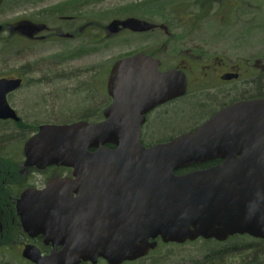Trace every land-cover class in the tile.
Returning a JSON list of instances; mask_svg holds the SVG:
<instances>
[{"label": "water", "instance_id": "1", "mask_svg": "<svg viewBox=\"0 0 264 264\" xmlns=\"http://www.w3.org/2000/svg\"><path fill=\"white\" fill-rule=\"evenodd\" d=\"M159 67L144 53L118 60L103 121L43 124L26 141L25 165L71 167L73 177L22 194L17 210L25 231L52 246L42 254L28 244L25 258L122 264L146 256L159 238L183 244L236 233L264 237V98L236 102L194 131L147 147L146 114L187 90L184 71ZM20 85L19 78L0 79V118L19 121L7 94ZM215 159L223 161L176 173Z\"/></svg>", "mask_w": 264, "mask_h": 264}, {"label": "flooded vegetation", "instance_id": "2", "mask_svg": "<svg viewBox=\"0 0 264 264\" xmlns=\"http://www.w3.org/2000/svg\"><path fill=\"white\" fill-rule=\"evenodd\" d=\"M30 1L36 4H29L39 5L46 0H26L24 3L27 4ZM71 1L72 0L69 2L65 1L64 4L60 3L50 8L53 9L54 12H51L49 9L45 10L47 11L45 12V16L48 17L49 15V17L44 18V21H35L26 17H21L13 25L3 26L0 24V42L11 40V42L18 47L19 55L25 56L28 54L26 49L35 44H48L52 41H65L79 38L84 40L86 44L81 46V48L74 53L62 52L37 55L31 64L27 63L26 65L22 64L20 66L21 74L15 76L0 74V79L5 77L21 79V85L7 94V102L16 111L19 121L11 118H0V252L2 253L5 250L4 243L7 242L8 237L11 239H19L18 242L21 244L22 250L28 244L38 246L45 254H48L52 250V246L44 242V237L42 235L32 238L25 232L16 206L26 190H42L53 178H67L73 176V169L71 167L49 165L40 168L37 165H25L26 156L24 146L36 129L25 139H19L17 148H7L8 136H14L13 133H6V131H8L7 124L13 128L16 127V130L20 131V135H25L27 129L22 126V124L29 123L27 122L28 119H26L13 104L12 97L14 93L23 88H28L32 83L37 84L39 87L45 86L47 90L41 91L36 105H39L44 99H47L44 101L52 102V104L49 103L47 106H54L52 100L61 99L62 92H69L70 94H74L77 98L79 94L82 93V98H84V100H81V104L84 103L82 107L88 110V112H85V114L87 113L86 116H88L87 120L92 123L101 122L105 118L104 110L113 102V97L109 94L108 90V77L115 61L110 64V68L107 71V68L101 67L100 64L95 61L94 52L88 50L91 49V51H96L99 45L102 44L105 39L109 38L108 34H112V32L116 34L130 32L132 34L140 33L144 35L151 33L152 30L168 28L164 24L153 23L144 17L136 15V13H132L123 19L113 18L106 25L94 20L80 22L81 24H78V20L66 14L68 7H74L75 5V3H71ZM159 1L160 2L157 1L154 3L159 5L161 2H167L166 5H168L169 8V10H167L169 18L182 28L185 37L189 40H196V34L192 35V33L198 31L201 24L212 20L213 16L218 12L224 15L223 21L226 22L225 24L229 23L231 25H226L228 28L226 30H229L233 26L238 25L242 27V25H244L245 21L242 18L244 17V10L247 12L249 11L248 8L251 7L252 11L250 12L252 14L257 11L254 7L255 4L251 0ZM146 2L147 1L133 4L131 7H133V10H136L134 12H138L140 9L144 10L148 7ZM148 3L151 5V0H149ZM77 6L80 5L78 4ZM74 9L76 10L77 8L75 7ZM129 9L131 8L129 7ZM176 11H183L186 13L182 21L177 16ZM62 13H64V15H59ZM77 24L78 32L72 33L67 31L69 28H74L73 26L76 27ZM192 29L193 31H191ZM0 50L3 52L7 51L6 47L2 48V45ZM192 50L193 51H188L185 56L180 55V58L177 57L174 64H167L162 56L156 55L155 51L153 52L151 50H134L132 53L121 56V58H125L137 53L152 55L160 61V71H167L173 68L182 70L187 78V91L184 95L172 98L146 114V121L142 125L141 135L142 143L145 146H151L161 142L158 141L151 144L147 143L144 139L145 137H153L157 120H161L169 114L167 108L170 106L180 105L181 107L187 100H190L191 104H198L199 102L192 100H198L202 95V98H204V95H207L204 99H208L206 100L208 104L200 103L199 107L204 112L202 111L200 115H196L194 120L195 123L188 130L182 131V133L170 138L172 139L178 135L194 131L220 111L236 102L264 98L263 60L257 58L255 64H249L246 67L244 65V60H241L239 63L232 62L224 56L214 54L204 56L198 52H194L196 49ZM204 59L206 62H199ZM252 91L257 94L246 95L247 92L249 93ZM57 92L60 94L58 95ZM237 92L244 94L240 96L238 100L227 102V99L232 96V93ZM208 105L210 107H208ZM46 123L48 124L50 121ZM61 124L66 123L62 122ZM180 131L181 130L178 132ZM94 151V149L91 150V152ZM222 161V159H215L213 161L187 167L184 171L188 172L197 169H206L218 165ZM261 195L262 197H259L260 199L255 198L253 201L257 206L258 199L264 206L263 194ZM233 239L239 241L244 239L248 242L244 245H240V242H235V244H233ZM16 241L17 240H13L14 243ZM228 243L232 244L223 247V253H237L235 255L240 257V259H242L241 262L243 261L246 264L249 262L262 264V262H264V237L253 236L249 233H236L229 236L224 242H215V244H219V246ZM21 262L22 264H35L25 258L22 259ZM95 264L109 263L105 259H99ZM123 264H128V262Z\"/></svg>", "mask_w": 264, "mask_h": 264}, {"label": "rangeland", "instance_id": "3", "mask_svg": "<svg viewBox=\"0 0 264 264\" xmlns=\"http://www.w3.org/2000/svg\"><path fill=\"white\" fill-rule=\"evenodd\" d=\"M25 1L0 0V24L3 26L13 25L21 17H26L35 21H44V18L49 17V15L48 17L45 16V12H47L45 10L49 9L51 12H54V10L50 8L60 3L64 4L65 1L69 2L70 0H46L39 5L29 4L34 3L33 1L25 4ZM145 1H147L146 4L148 7L144 10L140 9V11L134 12L136 10H133L131 6ZM157 1L160 2L159 0H151L150 5L148 3L149 0H72L71 3L74 2L75 5L74 7H68L66 14L78 20V24H81L80 22L94 20L106 25L113 18L123 19L132 13H136V15L144 17L153 23L164 24L168 27L167 29L159 28L157 30H152L151 33L144 35L140 33L132 34L130 32H124L122 34L112 32V34H108L109 38L105 39L96 51H91V49L88 50L94 52L95 61L98 62L101 67L107 68V71L110 68V64L115 60L125 54L127 55L134 52V50L155 51L156 55L162 56L167 64H174L177 57L180 55L185 56L188 51H193L192 49H196L194 52H198L204 56L210 54L224 56L232 62L239 63L241 60H244V65L246 67L249 64H255L257 58L264 61V0H251L255 4L254 7L258 12L256 11V13L252 14L250 12L252 11L251 7L248 8L249 11L247 12L244 10V17L242 18L245 23L242 27L236 25L226 30L228 29L226 25L230 24H225L226 22L223 21L224 15L222 13H216L212 20L201 24L198 31H194L193 33L191 32L193 29L190 31L192 35L196 34V40H189L185 37L182 28L169 18V13L167 12L169 8L168 5H166L167 2H161L159 5H156L154 2ZM75 7L77 11L74 9ZM129 7L131 9H129ZM176 13L181 21L186 14L183 11H176ZM59 15H64V13ZM78 24L76 27L73 26L74 28L67 29V31L72 33L78 32ZM1 44L2 42H0V48ZM84 45H86L84 40L79 38L65 41H52L48 44H35L26 49L28 54L24 56L18 54V47L12 43L9 46H5L7 51L3 52L0 50V74H5L7 76L21 74L20 66L22 64L26 65L27 63L31 64L37 55L62 52L74 53ZM199 62L204 63L206 61L204 59ZM46 90L47 88L45 86L39 87L37 84L32 83L28 88H23L14 93L12 97L13 104L17 110L28 119L27 122L29 123L23 124L27 129L25 135H20V131H17L16 127L13 128L7 124L8 131H6V133L14 134V136H8L7 148H17L19 139H25L35 130L33 126L37 128V126L49 121L50 123L56 124H61L62 122L67 123L66 121L78 118L83 113L88 112L87 109L82 107L84 103L81 104V100H84V98H82V93H80L77 98L74 94L62 92L61 99L52 100L54 106H47L49 103L52 104V102L44 101L47 99H44V102L42 101L39 105H36L41 91ZM59 94L60 93H58V95ZM243 94L238 92L232 93V96L227 99V102L238 100ZM247 94L256 95L257 93L252 91L249 93L247 92L246 95ZM202 97H199V102L208 104L206 103L208 99H204L207 95H204V98ZM187 103H190V100L184 102L181 107L180 105H173L168 107L167 110L175 112L176 109H179L180 111H177L176 114L195 112V120L196 115H200V112L203 110L193 107L197 103L191 106H188ZM208 107L210 106L208 105ZM177 117L180 118V116ZM194 123L195 121H192V123L186 125L185 128L184 125L181 124L168 131L155 132V139L145 137L144 140L147 143L153 144L154 142L170 139L182 133V131L188 130ZM179 130L181 131L178 132ZM13 240L17 241L14 243ZM13 240L10 241L9 245L5 246L4 253L0 252V264H22L21 244L18 242L19 239ZM235 242H240V245H244L248 241L244 239L240 241L233 239L232 243L235 244ZM232 243L220 245L218 248H223L227 245L230 246ZM208 246L212 247L214 245ZM167 249H172L173 254L177 253L178 256L185 257L186 260L196 259L205 254V250L201 245L190 244L179 248L170 246ZM200 251H202V253ZM241 260L240 257L234 255L226 258L223 264H245L243 261L241 262ZM136 264H144V262L140 261ZM262 264H264V262H262Z\"/></svg>", "mask_w": 264, "mask_h": 264}, {"label": "trees", "instance_id": "4", "mask_svg": "<svg viewBox=\"0 0 264 264\" xmlns=\"http://www.w3.org/2000/svg\"><path fill=\"white\" fill-rule=\"evenodd\" d=\"M12 42L11 40L6 41V42H2V48L5 46H9L11 45ZM195 102H199L198 100H192ZM188 106L192 105L191 102L187 103ZM200 102L198 104H195V106L197 108L199 107ZM177 111H180L179 109H176L175 112H171L169 111V114L167 116H165L163 119H161L160 121L157 120L158 125L155 124V132H161V131H168L171 130L172 128H174L177 125H184V128L186 127V125H189L190 123H192V121H194V117H195V112H185V113H179L176 114ZM87 114V113H86ZM86 114H82L80 115L78 118H73L68 120L69 122L73 121V120H77V119H87L88 116H86ZM194 115V116H193ZM177 116H180L177 117ZM192 118V121H191ZM67 121V122H68ZM21 126V125H20ZM23 126V124H22ZM34 129H36V126H33ZM38 127V126H37ZM174 133V132H173ZM170 135V134H169ZM155 136L153 135L152 139ZM184 170H180L177 173H184ZM13 240L10 237L7 238V242L4 243V246L9 245L10 241ZM215 242H217L215 240ZM214 240H196L194 242H188L184 245H201V247L205 250L204 251V256H201L199 258L196 259H190V260H186L185 257H180L176 254H173L172 249H167L168 247H176L179 248L181 246V244H176V243H163L159 240V244L157 246L156 249L152 250L148 256L142 258L139 261L136 262H128V264H136L140 261L144 262V264H223L225 262L226 258L232 257L237 253H223L222 248H218L219 244H215ZM215 244V245H214ZM208 245H214L212 247H209ZM5 251V250H4ZM3 251V253H4ZM220 251V252H218ZM202 253V251H200ZM217 252V253H216ZM173 254V255H172ZM246 264V263H245ZM248 264H255L254 262H249Z\"/></svg>", "mask_w": 264, "mask_h": 264}]
</instances>
